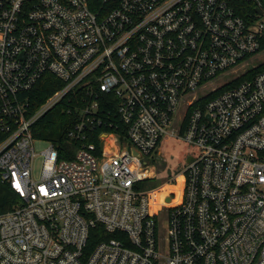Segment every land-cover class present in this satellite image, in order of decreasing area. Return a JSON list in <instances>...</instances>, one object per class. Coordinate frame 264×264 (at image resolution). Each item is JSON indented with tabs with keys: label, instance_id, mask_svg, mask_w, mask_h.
I'll list each match as a JSON object with an SVG mask.
<instances>
[{
	"label": "built area",
	"instance_id": "2783aa9c",
	"mask_svg": "<svg viewBox=\"0 0 264 264\" xmlns=\"http://www.w3.org/2000/svg\"><path fill=\"white\" fill-rule=\"evenodd\" d=\"M263 41L264 14L225 0H0V264H264V72L196 95ZM47 73L61 87L32 111ZM61 104L78 117L71 160L34 148ZM170 140L193 151L148 188ZM99 224L114 236L90 248Z\"/></svg>",
	"mask_w": 264,
	"mask_h": 264
},
{
	"label": "trees",
	"instance_id": "16d2710c",
	"mask_svg": "<svg viewBox=\"0 0 264 264\" xmlns=\"http://www.w3.org/2000/svg\"><path fill=\"white\" fill-rule=\"evenodd\" d=\"M242 18L246 21H252L257 18L258 6L264 13V0H225ZM259 3V5H258ZM261 49H264V41ZM264 72V62L257 65L256 67L250 69L246 74L242 75L236 79L232 84H236L243 78L252 77L253 75ZM61 87V81L55 76L47 73L39 80V82L28 92V100L30 105V110L34 111L37 109L43 101L56 89ZM74 95V92L71 93ZM74 104V99L72 100ZM73 104L69 105H58L53 109L46 112L41 116L32 128L33 137L45 141H49L53 144L58 152V158L60 160H71L74 158L75 153L78 149V142L71 139L68 136L69 131L75 125L78 120L76 112L71 108ZM106 130L109 128L102 127L98 131L93 132L90 137H88L89 142H94L98 148L100 146L97 135L99 131ZM156 166V171L158 174L153 178H150L144 182L148 188H154L167 182L171 176L183 167L184 160H182L176 167H171L169 164L162 162L161 160L154 162ZM168 191H176L171 187L167 189ZM12 198L11 193L7 188L0 190V202L7 203ZM2 203V204H3ZM5 209V208H3ZM114 236V234H105L103 227L99 224L97 227L91 230V235L89 238V247H93L99 240Z\"/></svg>",
	"mask_w": 264,
	"mask_h": 264
},
{
	"label": "rangeland",
	"instance_id": "374dc122",
	"mask_svg": "<svg viewBox=\"0 0 264 264\" xmlns=\"http://www.w3.org/2000/svg\"><path fill=\"white\" fill-rule=\"evenodd\" d=\"M264 62V49H261L256 54L252 55L251 57L247 58L244 62H242L240 65H238V68L230 73L222 74L218 76L217 78L213 79V84L211 86H208L204 89L196 90L197 96H204L208 94L212 88H219L227 83H230L231 81L235 80L242 74H246L250 69L256 67L257 65ZM182 110L178 112L176 115V126L179 124L181 120ZM48 143L44 140H36L34 141V148L37 154H39L41 151H43L47 147ZM193 151V148L189 146L188 144L177 141V140H170L164 143V145L161 148V161L165 162L166 164H169L172 168L176 167L182 160H185L186 156ZM41 157H36V163L35 166L38 169L40 164ZM155 169H150V171L153 172ZM158 174L156 171L155 176ZM172 188L175 190H180L181 187V180L178 178L177 185L171 184V186L166 185L163 187V190H167L168 188ZM168 191V190H167ZM156 198L155 202H159L160 196L157 192H153L151 194V203H154V199ZM155 204V203H154ZM157 234L159 238L164 239L166 237V218L165 213L160 212V216L158 218V224H157Z\"/></svg>",
	"mask_w": 264,
	"mask_h": 264
},
{
	"label": "water",
	"instance_id": "95a60500",
	"mask_svg": "<svg viewBox=\"0 0 264 264\" xmlns=\"http://www.w3.org/2000/svg\"><path fill=\"white\" fill-rule=\"evenodd\" d=\"M257 13L259 14V15H263L264 13H263V11L261 10V9H257ZM191 159L190 158H187V162H189Z\"/></svg>",
	"mask_w": 264,
	"mask_h": 264
},
{
	"label": "bare ground",
	"instance_id": "6f19581e",
	"mask_svg": "<svg viewBox=\"0 0 264 264\" xmlns=\"http://www.w3.org/2000/svg\"><path fill=\"white\" fill-rule=\"evenodd\" d=\"M175 190V189H174ZM152 206H154V203H151Z\"/></svg>",
	"mask_w": 264,
	"mask_h": 264
}]
</instances>
